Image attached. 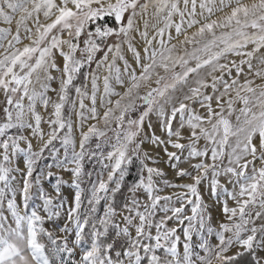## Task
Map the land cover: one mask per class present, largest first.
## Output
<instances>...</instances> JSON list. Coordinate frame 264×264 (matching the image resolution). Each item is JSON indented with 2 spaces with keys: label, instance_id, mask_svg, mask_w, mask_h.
Returning <instances> with one entry per match:
<instances>
[{
  "label": "snow or ice",
  "instance_id": "snow-or-ice-1",
  "mask_svg": "<svg viewBox=\"0 0 264 264\" xmlns=\"http://www.w3.org/2000/svg\"><path fill=\"white\" fill-rule=\"evenodd\" d=\"M150 5L158 22L153 25L155 35L147 39L143 49L145 61L128 37ZM216 12L224 14L211 19ZM40 13L45 22H41ZM105 17H113L116 26L96 24L94 31L90 28ZM30 20L35 31L29 27ZM0 22L8 25L0 27V48L4 49L0 54V91L5 96L0 137H6L0 139V264H234L245 252L252 254L255 264H264V257L256 253V248L264 249V223H255L257 219L264 221V0H199V4L198 0H0ZM161 22L163 26H159ZM144 28L142 36L147 38V20ZM192 28L195 31L187 35V29ZM172 29L177 37H184L179 44L194 45L191 51L185 48L183 54L177 52V44L170 43V31L169 42H165L166 30ZM110 36L128 41V50L140 65L139 73L121 54L120 42L108 44L103 56L96 59L102 42ZM157 37L159 47H152ZM23 39L29 42L22 44ZM231 56L240 59H229ZM117 59L124 61L127 83L116 65ZM254 59L259 65L255 68ZM190 61H195L194 66ZM93 62L97 69L106 67L108 73L102 78L100 101L106 105L102 114L96 107L101 77L96 71L82 72ZM177 65L182 71H175ZM158 69L168 75H161ZM201 70H206V76L200 74ZM113 73L115 82L125 88L122 94L114 91ZM81 75L84 81L90 80V92L86 83H74ZM190 75L196 77L195 86H189L182 99H177L171 93L177 84L187 85ZM256 78L261 83L256 84ZM57 79L59 86L54 89L52 83ZM153 79L156 87L151 86ZM142 87L146 91L140 95ZM71 89L76 98L70 103L73 108L78 104L81 121H97L81 132L79 151L72 136V121L63 115ZM50 91L56 92L55 101L48 95ZM112 95L119 98L114 102L107 99ZM137 100L142 101L141 106ZM188 102L199 104L203 112ZM38 103L45 109L52 107L46 139ZM153 113L156 125L150 119ZM157 126L163 136L156 134ZM9 129L30 130L31 136L41 141L39 148L33 150L28 136L8 135ZM185 129L187 136L183 134ZM109 130L113 132L111 137ZM93 138L94 149L88 147ZM57 140L64 149V158L57 157L55 164L74 165L66 169L73 175L74 194L64 211L65 222L51 230L45 224L62 215L65 201H55L67 182L57 177L53 184L57 197L40 188L42 205L32 207L30 201L33 184L40 180L39 174L33 180L36 165L46 150L54 156L60 151L54 145ZM201 140L205 141L202 148L198 146ZM21 141L26 147H21ZM146 143L163 148L178 177H191L190 183L163 181L168 187L184 189L174 194L179 206L170 203L173 196L155 194L159 189L154 177H163L164 172L148 163L156 161L144 150ZM169 146L176 151H169ZM20 153L25 157L23 170L9 166L12 156ZM182 156L184 160L201 158L191 165L195 175L179 167ZM85 159L99 163L95 178L92 171H85ZM209 159L211 162H206ZM137 161L138 176L128 187L131 196L118 210L115 193L121 190L130 166ZM14 171L21 172L18 188L13 185ZM221 176L227 178L231 190L221 183ZM86 177L87 188L82 186ZM205 180L212 195H224L233 201L232 206L228 199L222 201L225 219L216 228L209 223L211 215L199 190ZM140 190L147 197L143 202L136 195ZM85 201L87 207H83ZM102 201L103 214L97 215ZM158 211L164 215L157 219ZM9 218L12 223H8ZM169 221H174V226L170 227ZM57 231L63 235H57ZM112 233L123 240L114 255L115 240L107 242ZM69 234L74 237L71 242ZM212 235L218 241L215 245L207 238ZM194 236L199 237L198 244L193 243ZM196 247L205 254L200 255ZM233 247L240 250L229 255Z\"/></svg>",
  "mask_w": 264,
  "mask_h": 264
},
{
  "label": "rangeland",
  "instance_id": "rangeland-1",
  "mask_svg": "<svg viewBox=\"0 0 264 264\" xmlns=\"http://www.w3.org/2000/svg\"><path fill=\"white\" fill-rule=\"evenodd\" d=\"M145 2H147V0H140V3H145ZM245 2L250 3L251 0H245ZM198 4H199V0H198ZM137 11L139 12V9ZM227 11H228V9H225V12H227ZM153 12H154V8H153V6L150 5L148 10H147V12L143 14L142 18L138 17L137 28H136V30H133L130 33L129 37H128V41H130L133 44V46L139 52H140V50H139V48L137 46L139 40L142 39L143 41L146 40V42H147V39H152V37L156 33V30H155V32H153L152 35L149 36L148 38H145L144 36H142V33L145 31L144 21L145 20L148 21V28H147V32H148V29L150 27H152L153 20L157 18V17L153 16ZM199 12H200V9H199V6H198L197 7V13H199ZM223 14L224 13L216 12L215 15H213L211 17V19H216V18H218L219 16H221ZM39 15H40L41 22H45L43 14L40 13ZM205 16H207V13H205ZM197 18L201 19L203 21V17H200L198 15ZM112 23H113L112 20L111 21H107V24H109V25H111ZM28 24H29V27H33V31H35V28H34V25H33V21H31V20L28 21ZM159 26H163L162 23ZM0 27H8V25L4 24L3 22H0ZM11 27H12V30H13V33H14L15 32V23H13V25ZM169 31L171 32L172 37H173V39L170 41V43L177 44V52H179L180 54H183V51H184L185 48L188 51L192 50L194 45H192V44L181 45V44L178 43V41L179 40H183L184 37H183V35L177 37L174 29L166 30V33H165V36H164V40H165L166 43L169 42L168 41V35H167V33ZM193 31H195V28L187 29V35L191 36V33ZM21 35H22V37L24 35L23 29L21 30ZM8 39H11V36H9ZM159 39H160V37H157L156 40L153 41L152 47H157V48L159 47ZM128 41H125V40H123V38H118L116 36H110V37L106 38V40H104V42L102 43V50L96 54V59L99 60L103 56L104 51L107 49V45L108 44H114V43L120 42L121 43V54L125 57V59L128 60V62L131 65V67L134 68L137 71V73H139L138 69L140 68L139 67L140 65L133 62L134 58L131 59V60L129 59L130 56L133 57V54H132L131 51L128 50ZM28 42L29 41L27 39H23L22 40V44L23 43H28ZM3 43H4V47H7V40H5ZM22 44L21 45H17V46L21 47ZM145 46H146V44H145ZM262 51H264V50H262ZM3 52H4V49L0 48V54H3ZM140 53H141V57H143V55L145 54L143 52H140ZM111 56H112V53L109 54V61H111ZM229 59L239 60L240 58L239 57H235V56H231V57H229ZM194 64H195V61H190V65L191 66H194ZM116 65L121 68L122 78L125 79V81L127 83L128 77H127V73L124 72V61L120 60V59H117L116 60ZM253 65H254V68L258 67L259 66L258 65V61L254 59L253 60ZM84 69H85L86 72L96 71L97 74L101 77V79L98 81L100 91L98 92L96 107H97L98 112L100 114H102L103 111L105 110V106L106 105L104 103H101L100 96L103 94V81H102V78H103L104 75L108 74L107 73V69H106V67H101V68L97 69L95 62H93L90 67L89 66H85ZM140 70H141V68H140ZM158 71L160 72L161 75H168V74L164 73L163 69H158ZM175 71L179 72V71H182V69H181V67L179 65H177L176 68H175ZM244 71H245V74L247 75L248 74L247 66H244ZM200 74L202 76H206V70H201ZM216 74L219 75V72H217ZM232 75L233 76L236 75L234 70H233ZM114 76H115V74L113 73V79H112L111 82H112L114 91L122 94L123 91L125 90V88H124V86H122V85H120V84L115 82ZM195 78L196 77L194 75H190L188 84L187 85L177 84L176 91L171 93V94L174 97H176L177 99H182L183 94L187 92L188 87L189 86H195L194 85ZM249 78H252V76L249 75ZM209 79H210V77H209ZM226 79H230V78L226 77ZM243 79H244V75H242L240 77V81L242 82ZM85 83L88 85V90L90 92L91 91L90 80L86 81ZM255 83L256 84L261 83L260 79L256 78L255 79ZM58 86H59V80L57 79L55 82L52 83V88L58 89ZM151 86L152 87H156V85L154 83V79H153V82H152ZM145 91H146V89L142 87L140 89V95H143ZM205 91L206 92H211V89H206ZM48 95L54 101L57 99L56 92H54V91H50L48 93ZM75 98H76V95H75ZM118 98H119L118 96L112 95V96L108 97L107 99H111L114 102ZM225 99H226V97H225ZM85 103H86V105L91 106L90 105V101L88 99H85ZM136 103H137L138 106L142 105V101H140V100H137ZM188 103L190 104L191 107L195 108L198 112H203V109L200 108L199 104H193L191 102H188ZM25 104H27V100L26 99H25ZM213 106L215 107V101H213ZM236 106L240 107L241 105L237 104ZM4 107H5V96H4V93L2 91H0V123L3 122V118H4L3 108ZM168 107H170V105ZM79 110L80 109H79V106L77 104L76 108L72 107L71 112H70V116H69V119H71L72 124H73L72 136H73L74 140L76 141V151H79L78 145H79V140L81 138V132L87 131L88 126L90 124H93V123L97 122V121L92 120V119H85L84 121H81L80 117L77 115ZM37 111H39L41 113L42 117H43L41 127H42L43 131L45 132V139H46L47 138V133L50 131V128H49V125H48L47 121H48V119L50 117V114L52 112V107H51V105H49L48 108L45 109L42 105H40L38 103L37 104ZM85 116L86 117L88 116L87 110H85ZM150 119H151L153 125L157 124V119H156V116H155L154 113L151 114ZM100 126L103 127L102 124ZM112 127H115V125H112ZM20 130L22 131L23 135L28 136V138L32 141L33 150H37L39 148L40 144H41V141L39 139H37L36 137L31 136L30 130H28V129H20ZM145 130L146 131L148 130L147 129V123L145 124ZM155 131H156L157 135L163 136L162 130L158 126L155 127ZM107 134L110 137L113 136V132L111 130H109ZM183 134L185 136L188 135L187 129L184 130ZM0 139H1V137H0ZM181 142L183 143V142H186V141H181ZM20 143H21V147H26V142L21 141ZM204 145H205V141L201 140L199 142L198 146L202 148ZM143 147H144V150L148 151L154 157V159L156 161L154 164L151 161H149L148 163L150 164V166L158 167V168L162 169V171L164 172V176L163 177H154V180L156 181L157 188L159 189V191L155 192V194L156 195H160V196H173V200L170 203L173 206H179V204L176 203L174 194L182 192V191H184V189L175 188V187H168V186H166L163 183V181L167 180V181H169L170 184H183V183L192 182L191 177H188V176L178 177L176 175V169H173L172 167H170V162L167 161V156L164 153L162 147L158 148V147H155V146H153L151 144H147V143ZM59 149H60V151L58 153H56L55 156L52 155V154H49V155L52 158H54V159H56L57 157H59L60 159H63L64 158V151H63L62 148H59ZM169 151H176V150L172 149L171 146H169ZM178 154H180V153L178 152ZM186 154L187 153L185 152L184 156H186ZM199 159H201V158H192L190 160H184V157L182 156L181 162L179 163V167L188 169L189 171H191L193 173V175H195L196 172H195L194 169L191 168V165L199 162ZM206 162L210 163L211 161L209 159ZM224 164L225 165L227 164V159L224 160ZM9 166L14 168V169L15 168H19L21 170L25 169V157H24V154L20 153V154H18L16 156H12ZM71 167H74V165L69 164V165H66L65 167H57L56 164H54V163H52V164H44L42 166L41 171L38 173L39 176H40L39 184H36L34 182L33 188L31 189L32 200L30 201V206L35 207V206H38V205H42V203H43V201H42V199H41V197L39 195V189L40 188H43V190L48 195L53 196V197H57V193L55 192V190L53 188V185L47 180V173L49 171H51L55 175L60 176V178H62L64 181L67 182V183L62 185L59 197L55 201L56 203H58L59 200H61V199H63L65 201V208L60 209L62 215L59 218H55L54 221H49V222H47L45 224V227H47V228H49L51 230H56V229H58L59 227H61L63 225V223L65 222V219H66V217L64 215V211L67 208L68 204H70L72 202V199H73L74 189L71 187V181L73 179V175H72L71 171L66 170L67 168H71ZM12 175H14L16 177V180L13 182V185L18 188L19 187V182L21 180V172L14 171L12 173ZM93 178H95V174L93 175ZM105 178H106V173H105ZM219 179H220L222 184H225L231 190L232 186H231V184L227 183V178L226 177L221 176ZM34 181H35V179H34ZM88 186L89 185L87 184V187ZM199 190H200L201 196L203 197V200H204L205 204L207 205V211L211 215V220L209 221V223H210V225L213 228H216V227H218L219 223H221L225 219V217H224V215H223V213L221 211L222 201L224 199H228L229 206L233 205V201H231V199L227 198L224 195H220V196L212 195L211 192H210L209 184H208L207 180L203 181L201 183V185H199ZM136 195L138 196V198L142 202L147 199L146 194L143 192V190L138 191L136 193ZM130 196H131V194L128 193L127 199ZM20 202H21V197H20V195L18 193L17 194V203L19 204ZM86 203L87 202L85 201L83 207H86ZM160 203L164 204L165 202L161 201ZM188 211L190 212V206L188 207ZM41 214H43V212H41ZM5 215H8V213L5 212ZM163 215H164V213L158 211L157 212V219L159 217L163 216ZM116 219L119 221L120 217L118 216ZM8 223H12L11 218H9ZM174 223H175L174 221H169V226L170 227L174 226ZM255 223H256V226H259L261 223H264V221L257 219L255 221ZM13 226H15V225L13 224ZM56 234L57 235H63L62 233H59L58 231L56 232ZM68 238H69L70 242H71L72 239H74L72 234H69ZM207 238H208L209 243L211 245H215L218 242L217 238L215 237V235L209 236ZM198 242H199V237L194 236L193 237V243L194 244H198ZM234 249H235V251H233ZM195 250L197 252H199L200 255H204L205 254L203 252V250L199 249L198 247H196ZM238 250H240V249H238L236 247H233V248H231L229 250L228 254L229 255H233ZM180 251L181 252L183 251L182 245L180 247ZM256 253H257V256L264 257V249L256 248ZM76 258H78V256Z\"/></svg>",
  "mask_w": 264,
  "mask_h": 264
},
{
  "label": "trees",
  "instance_id": "trees-1",
  "mask_svg": "<svg viewBox=\"0 0 264 264\" xmlns=\"http://www.w3.org/2000/svg\"><path fill=\"white\" fill-rule=\"evenodd\" d=\"M111 20L113 21V17H105L103 19L95 21L93 23V25H90V28L94 31V27H95L96 24L105 25V26H116V25H114V23H112L111 25L107 24V21H111ZM82 72H86L84 68L82 69ZM82 82L85 83L86 81H84V78L81 75V76L77 77V79L75 80L74 83L76 85H79ZM75 95H76V93H75L74 89H71L70 90V95H69V103H67L65 105V108L63 110V115H64V118L66 120L69 119L70 112H71V109H72V105H71L70 101L75 99ZM139 106H141V105H139ZM64 131H66V129L61 131V135H63ZM7 134L8 135H20V134H22V131L18 130V129H10V130H8ZM4 138H6V137H1V139H4ZM95 143H96V139L93 138L89 142L88 147L94 149L95 148ZM54 145H55L56 148H62L59 140L55 141ZM63 151H64V149H63ZM69 153H71V149H69ZM49 154H50V150H46L44 152V154H43V158L40 161H38V163L36 165V171L33 173V180L35 179L36 175L41 171L42 166L44 164H52V163L55 164V160L56 159L52 158ZM84 168H85L86 172L87 171H92L93 175H94L96 172H98L100 170V165L95 159H93L91 161L85 159ZM138 172H139V162L137 161L134 165L130 166V173L125 178V183L121 187V190L119 192L115 193L114 203H115V206L117 207L118 210L125 203V201L127 199V196H128V193H129L128 192V187L132 183L135 182V179L138 176ZM57 177H60V176L55 175V174L52 177L47 176V180L53 185L55 183V180L57 179ZM82 186L87 188V177L85 178V184L82 185ZM61 188H62V186H61ZM104 204H105V202L102 201L100 206H98L97 215H102L103 214ZM86 207H87V205H86ZM260 238H261L260 234L258 233L257 234V239L259 240ZM113 240H115V246H114V250H113V255H114L115 251L120 250V247L123 244V240L120 239V238H115L114 237V233H112V234H110L107 242H113ZM145 264H146V262H145ZM234 264H255V260H254L252 254L250 252H245L243 255L237 257V259L234 261Z\"/></svg>",
  "mask_w": 264,
  "mask_h": 264
},
{
  "label": "bare ground",
  "instance_id": "bare-ground-1",
  "mask_svg": "<svg viewBox=\"0 0 264 264\" xmlns=\"http://www.w3.org/2000/svg\"><path fill=\"white\" fill-rule=\"evenodd\" d=\"M157 22H158V18H156V19L153 20L152 27H150V28L148 29V33H149V34H148L147 38H148L149 36H151L153 32H155L156 29L153 27V25L157 24ZM161 23H162V22H161ZM161 23H160V25H161ZM145 44H146V40H144V41H143L142 39L139 40L137 46H138L140 52H143V53H144L143 49H144V47H145ZM142 58H144L145 61H146V54H144ZM129 59L131 60V59H133V57L130 56ZM133 62L135 63L134 59H133ZM137 66H138V65H137ZM139 67H140V66H139ZM137 69H138V68H137ZM138 71H140V68L138 69ZM176 178H177V177H176ZM233 251H235V249H234ZM233 251H232V252H233Z\"/></svg>",
  "mask_w": 264,
  "mask_h": 264
},
{
  "label": "water",
  "instance_id": "water-1",
  "mask_svg": "<svg viewBox=\"0 0 264 264\" xmlns=\"http://www.w3.org/2000/svg\"><path fill=\"white\" fill-rule=\"evenodd\" d=\"M78 147H79V145H78ZM87 204V203H86Z\"/></svg>",
  "mask_w": 264,
  "mask_h": 264
}]
</instances>
